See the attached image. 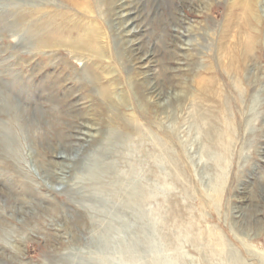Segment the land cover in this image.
Returning a JSON list of instances; mask_svg holds the SVG:
<instances>
[{
	"label": "rangeland",
	"instance_id": "rangeland-1",
	"mask_svg": "<svg viewBox=\"0 0 264 264\" xmlns=\"http://www.w3.org/2000/svg\"><path fill=\"white\" fill-rule=\"evenodd\" d=\"M232 1L0 0V264H264V0L237 77Z\"/></svg>",
	"mask_w": 264,
	"mask_h": 264
},
{
	"label": "bare ground",
	"instance_id": "bare-ground-1",
	"mask_svg": "<svg viewBox=\"0 0 264 264\" xmlns=\"http://www.w3.org/2000/svg\"><path fill=\"white\" fill-rule=\"evenodd\" d=\"M70 1L73 3V5L79 6V8H81V9H88V11H89L90 6L88 4H86V3H84V2H81V0H70ZM254 3H255V0H233L231 2V4H227L226 10L228 11L227 12L228 15H227L226 19L224 20V23H223V25L221 27V30H220L219 41H218V51H219V53L217 51V53H218L217 55H219V57H218L219 58V66H220L219 68H220V70H223V72H226L227 74L233 75L235 77H237V75H240L241 72H242V70L246 67L247 60L248 59L250 60L251 53L253 52V49H254V39L255 38H253V36L246 31V30L249 29L250 32H253L254 31V28H255L254 25H253L255 23L254 19L255 18L257 20L259 19L258 16L256 15L255 10H254ZM45 18L46 17H44V19ZM52 23L54 24V22H52ZM56 23H57V21H56ZM72 23H74V22H72ZM76 25H77V27H80V24H76ZM46 27H48V25H46ZM73 27H74V24H73ZM76 29L77 28H75V30ZM44 31L45 30H43V32ZM70 31L71 32H67V34H64V32H63V30L61 28H58V29L56 28L54 30H51L50 29L49 30V33L47 32L48 33L47 36L44 37V38H41V41H39V42H40L41 45L45 46L44 48L51 47V46H60V47L62 46V47L73 48V49H77V50H81V51H87V52L92 53L93 54L92 56H94V55H102L103 52H105L101 48V46H100L101 44L99 45V40H97V37H96L97 36V32L95 31V29L93 28V26L92 27H87L86 29H83V34L80 33L77 36H74L73 35V31L72 30H70ZM78 31H76V32H78ZM53 35H54V37H52ZM230 37H233L235 39L233 41V46H231L232 43L231 44L228 43V42H231L232 41V40L229 41L231 39ZM37 42L38 41H36V43ZM232 47H233V49H231ZM235 50L238 51V53H235ZM254 60H256V59H254ZM206 68L210 69L209 66L206 67ZM214 77H215V75H214ZM210 82H212V81L209 80V79H201V81H200V83L202 85L201 86V90L204 91V92H206L207 90H211L212 87L209 86L210 85ZM102 95L105 98H109L110 97L109 96L110 94H109L108 90L105 89V88L102 90ZM128 126H130V124ZM7 129H6V131H7ZM4 130H5V128H4ZM211 237H209V238H211ZM220 239H222V238H220ZM221 242L223 243V241H221ZM222 243H220V244H222ZM260 255H262V254H260Z\"/></svg>",
	"mask_w": 264,
	"mask_h": 264
}]
</instances>
